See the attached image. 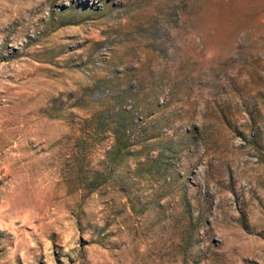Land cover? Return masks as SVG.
Segmentation results:
<instances>
[{"label": "rangeland", "instance_id": "rangeland-1", "mask_svg": "<svg viewBox=\"0 0 264 264\" xmlns=\"http://www.w3.org/2000/svg\"><path fill=\"white\" fill-rule=\"evenodd\" d=\"M0 264H264V0H0Z\"/></svg>", "mask_w": 264, "mask_h": 264}]
</instances>
